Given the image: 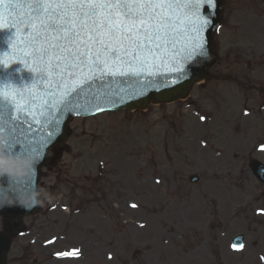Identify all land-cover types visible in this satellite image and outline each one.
<instances>
[{"label": "rangeland", "instance_id": "obj_1", "mask_svg": "<svg viewBox=\"0 0 264 264\" xmlns=\"http://www.w3.org/2000/svg\"><path fill=\"white\" fill-rule=\"evenodd\" d=\"M235 4L237 7V0H226L230 9ZM230 9L226 10L225 20L234 25L240 17L236 19L234 12L229 19ZM234 58L247 62L243 54ZM195 96L196 88L192 93V97ZM178 105L162 109L153 106L142 114L146 116L142 130L123 129L117 134H113L117 130L116 123L129 127L124 122L131 123L129 119L136 114L120 112L74 120L69 142L71 150L64 152L52 166L42 169L40 186L46 201L43 200L37 217L25 218V232L13 240L6 264H260L251 242L264 246V221L248 213L255 201L250 200L246 205L245 196L236 195L233 203L244 205L243 211L238 212L244 214V220L255 223V229L261 228L255 238L248 237L241 222L234 226L223 223L227 213L222 201L217 208L218 218L211 207V197L215 202L225 178L217 181L219 192H216L211 175L216 165L215 169L223 168L220 162L224 158L217 160L209 147L200 145V141L210 145L206 136L209 125H201L198 117L189 118L188 112L182 114ZM170 127L178 128L177 133L173 135ZM185 130L190 133L178 143L186 135ZM100 134L118 139L119 150L115 151L114 162L119 165L115 169L109 166L97 169L100 157L113 158L109 151L114 149L97 142ZM198 135H201L200 141ZM140 137L142 147L147 146L145 161L129 164V158H117L118 155L124 157L128 147L139 145ZM80 151L82 155L78 157ZM244 154L242 147L237 168L244 162L240 160ZM197 172L201 175L200 181L189 184L188 175ZM147 174H152V180ZM246 179L247 173H244L236 181L237 185L256 200L261 198L263 203L264 197H259L258 193L261 187L251 178ZM102 198L111 202L103 209L105 214L114 216L110 221L101 218L102 213L93 205ZM61 205L68 206L69 213L63 211ZM189 205L194 206L196 212L188 210ZM216 219L222 223L213 224ZM168 227L175 228L179 234L173 236ZM49 233L63 235L65 241L57 239L49 247L42 246L43 239L51 236ZM241 233L245 235L244 251L234 254L230 242ZM69 247L77 249L82 257L78 260L51 258L54 251L62 252Z\"/></svg>", "mask_w": 264, "mask_h": 264}, {"label": "snow or ice", "instance_id": "obj_2", "mask_svg": "<svg viewBox=\"0 0 264 264\" xmlns=\"http://www.w3.org/2000/svg\"><path fill=\"white\" fill-rule=\"evenodd\" d=\"M203 2L0 0V21L10 19L13 27L27 33L21 51L33 57L41 79H45V73L53 76L55 72L58 76V79L48 80L61 90L59 99L57 93H47L55 107L63 105V97L74 91L77 84L84 85L97 78L139 80L143 77L148 85L168 87L165 81L171 72L182 74L183 70L172 64L174 60L183 59L181 50L193 59L204 55L201 33L210 22L200 19ZM17 9H21L23 15L18 13L12 18ZM165 53L171 55L165 56ZM163 69H168V73ZM94 107L102 110L98 105ZM3 149L14 157L34 154L18 137L11 135L5 139ZM29 181L35 183L32 177L12 182L26 184Z\"/></svg>", "mask_w": 264, "mask_h": 264}, {"label": "water", "instance_id": "obj_3", "mask_svg": "<svg viewBox=\"0 0 264 264\" xmlns=\"http://www.w3.org/2000/svg\"><path fill=\"white\" fill-rule=\"evenodd\" d=\"M200 8H204L202 14L207 15L208 13L212 12V4L210 1L207 3V0H204V4H201ZM22 98L21 101L16 102V101H7V102H0V137L3 139L0 141H5L6 138H8L10 135L15 136V137H20L24 132L30 131L33 128L36 127H41L43 125L48 126L51 123V119L45 115V114H40L38 116V112L40 111V108H38L35 104L36 98L32 94V92L29 89L22 90ZM163 94V92L161 93ZM19 105V107H17ZM17 109V116L18 119H14L15 126L17 127V133H12L6 130L1 129V125L4 119H7L9 111L12 109ZM56 138L52 141H55ZM1 151V150H0ZM2 152V151H1ZM1 154V153H0ZM3 154V152H2ZM38 163H32L33 169H35L34 176L32 179L36 182V170L38 167ZM31 173V172H29ZM29 181V186L33 187L34 183H30Z\"/></svg>", "mask_w": 264, "mask_h": 264}, {"label": "clouds", "instance_id": "obj_4", "mask_svg": "<svg viewBox=\"0 0 264 264\" xmlns=\"http://www.w3.org/2000/svg\"><path fill=\"white\" fill-rule=\"evenodd\" d=\"M2 139L3 138L0 137V140ZM30 163L31 161L29 160H14L0 154V171H12L17 175H23L25 173L26 167Z\"/></svg>", "mask_w": 264, "mask_h": 264}]
</instances>
